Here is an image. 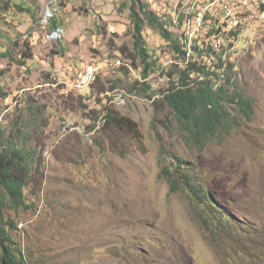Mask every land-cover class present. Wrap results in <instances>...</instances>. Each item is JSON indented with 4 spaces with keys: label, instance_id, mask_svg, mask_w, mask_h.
I'll return each mask as SVG.
<instances>
[{
    "label": "rangeland",
    "instance_id": "obj_1",
    "mask_svg": "<svg viewBox=\"0 0 264 264\" xmlns=\"http://www.w3.org/2000/svg\"><path fill=\"white\" fill-rule=\"evenodd\" d=\"M133 2H0V81L6 95L0 92V127L36 121L29 145L43 151L42 191L27 194L35 207L10 212L30 264H264V26L241 36L230 59L236 65L234 88L254 99V119L202 151L187 141L172 111L163 107L156 113L147 97L132 93L138 99L113 106L138 123L140 137L132 138L90 122V92L68 86L90 64L106 69L118 57L139 65ZM141 2L175 24L178 12L196 6V0ZM53 18L62 30L57 39ZM145 22L148 51L158 57L167 42ZM28 44L33 59L23 66ZM104 76L108 91L118 80L116 89L128 91L136 82L115 68ZM174 155L189 162L226 209L220 228L171 191L163 169Z\"/></svg>",
    "mask_w": 264,
    "mask_h": 264
},
{
    "label": "trees",
    "instance_id": "obj_2",
    "mask_svg": "<svg viewBox=\"0 0 264 264\" xmlns=\"http://www.w3.org/2000/svg\"><path fill=\"white\" fill-rule=\"evenodd\" d=\"M13 1L16 0H0L5 5L14 3ZM15 5L21 11L32 13L31 9H25L20 4ZM132 11L134 49L140 60L137 67L144 69V75L148 76L150 71L156 70L159 56L153 57L148 51L144 36L145 21L151 28L159 30L173 48H179V41L183 35L173 31L175 28L182 30L184 19L182 17L178 25L173 20L171 23L166 17L162 19L157 16L141 0H134ZM51 28L53 30L59 28L54 18L51 21ZM6 55H10V52ZM23 59L20 64L23 66L26 65V61L33 59L29 44L23 53ZM235 68V63L228 61L224 72L225 80L217 88L211 82L204 81L197 82L195 86L172 90L162 101L153 104L155 112H160L163 107L172 111L174 120L181 127L187 141L202 151L212 140L224 141L241 126L242 121L252 122L254 119V99L246 91L242 92L234 88ZM117 70L130 76L124 68ZM186 77L188 76L184 73L183 80ZM118 82L122 81L118 80L111 90L116 89ZM128 89L139 97L151 99L153 96L149 85H140L137 81L134 84L130 83ZM0 92L6 97L1 81ZM107 92L108 88L104 81H99L96 89L92 90L89 98L94 99L95 108L88 111L89 121L102 123L104 129L125 133L132 138L140 137L138 123L115 110L109 104L108 98L104 97ZM156 120L155 117L154 121ZM33 123L36 124V121L24 122L21 119L19 122H14L9 130L0 127V264H30V251L26 250L22 231L10 212L33 210L35 204L27 199V194L36 197L41 193L44 184L41 180L45 176L43 151L40 145L35 147L29 145L31 137L29 132L34 129ZM189 166V162L185 159L174 155L170 165L163 169V175L168 179L173 193L183 194L192 207L205 212L210 223L220 228L221 220L227 219L229 214L220 205L219 198L205 183L195 177L193 168Z\"/></svg>",
    "mask_w": 264,
    "mask_h": 264
},
{
    "label": "built area",
    "instance_id": "obj_3",
    "mask_svg": "<svg viewBox=\"0 0 264 264\" xmlns=\"http://www.w3.org/2000/svg\"><path fill=\"white\" fill-rule=\"evenodd\" d=\"M182 17L184 33H180L183 36L179 48L167 42L168 48L160 54L156 70L148 76L133 62L116 57L106 69L90 64L76 71L68 86L72 91L91 95L110 68H124L140 85L150 86V104L162 101L174 89L195 86L197 82L209 81L217 88L225 80L228 61L239 50L240 37L264 26V0H196L195 8L178 12L177 25ZM59 28L53 31V39L61 37ZM184 73L188 76L185 80ZM135 96L123 88L108 91L104 97L111 106L125 107L130 99H138Z\"/></svg>",
    "mask_w": 264,
    "mask_h": 264
}]
</instances>
